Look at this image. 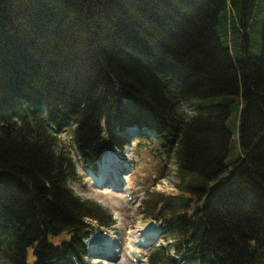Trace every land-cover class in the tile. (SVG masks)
<instances>
[{
	"label": "trees",
	"instance_id": "trees-1",
	"mask_svg": "<svg viewBox=\"0 0 264 264\" xmlns=\"http://www.w3.org/2000/svg\"><path fill=\"white\" fill-rule=\"evenodd\" d=\"M67 125L93 170L135 133L175 157L179 192L143 209L169 239L150 264H264V0H0L9 264H95L86 239L115 222L68 182Z\"/></svg>",
	"mask_w": 264,
	"mask_h": 264
},
{
	"label": "rangeland",
	"instance_id": "rangeland-1",
	"mask_svg": "<svg viewBox=\"0 0 264 264\" xmlns=\"http://www.w3.org/2000/svg\"><path fill=\"white\" fill-rule=\"evenodd\" d=\"M72 130L73 126L67 125L54 133L55 141L76 162L78 174L68 182L77 194L111 212L115 220L110 227L94 229L86 239L90 251L88 259L95 264H150L149 253L165 246L169 239L163 234V226L155 219L146 217L143 209L148 204L149 191H170L165 194L179 192L175 157L164 153L162 143L152 133L149 132V136L135 133L124 150L107 151L98 161L97 169L92 170L80 161ZM235 152L236 147H233V154ZM112 160L115 161L113 164ZM112 183L118 188L111 186ZM120 185L128 186L132 198L122 192ZM131 244L136 252L134 260L129 253ZM171 255L176 257L175 254ZM34 257L31 251L29 260L33 261ZM0 264H9L1 254Z\"/></svg>",
	"mask_w": 264,
	"mask_h": 264
},
{
	"label": "bare ground",
	"instance_id": "bare-ground-1",
	"mask_svg": "<svg viewBox=\"0 0 264 264\" xmlns=\"http://www.w3.org/2000/svg\"><path fill=\"white\" fill-rule=\"evenodd\" d=\"M111 155H113V154H111ZM115 157H117V156H115ZM110 158V157H109ZM113 161V160H112ZM115 161H113V162H111V164H113ZM113 166V165H112ZM114 167V166H113ZM104 175H105V173H104ZM98 180H99V178H98ZM135 238V237H134ZM131 242H134V240H132ZM129 253L131 254V256H132V259L134 260V256H135V254H136V252H135V250H134V246H133V244H131L130 245V249H129Z\"/></svg>",
	"mask_w": 264,
	"mask_h": 264
}]
</instances>
